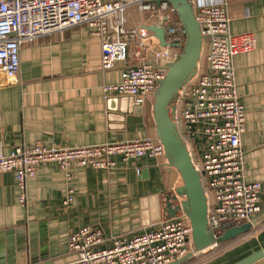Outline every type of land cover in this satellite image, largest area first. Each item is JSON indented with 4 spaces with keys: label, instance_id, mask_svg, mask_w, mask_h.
I'll use <instances>...</instances> for the list:
<instances>
[{
    "label": "crops",
    "instance_id": "0c3cea01",
    "mask_svg": "<svg viewBox=\"0 0 264 264\" xmlns=\"http://www.w3.org/2000/svg\"><path fill=\"white\" fill-rule=\"evenodd\" d=\"M204 1L225 2L230 33L253 39V49L236 56L234 67L237 94L247 118L241 137L246 181L261 185L262 210L244 223L251 225L250 232L203 251L209 259L217 258L213 264H227L264 247V0ZM125 14L126 28L139 31L147 50L132 45L127 61L111 69L103 66L101 38L85 25L22 46L17 79L8 81L0 73L3 155L36 144L66 149L157 138L154 98L140 103L131 96L103 91L105 86L119 83L129 66L142 61L160 66L159 60L164 66L161 56L165 49L146 31L162 19L135 5ZM206 53L204 47L202 65ZM114 161L115 166L106 169L74 165L69 170L71 179L58 165L42 164L26 182L25 203L20 202L15 174H0V264H12L11 260L13 264H68L76 258L69 252V238L81 228L101 231L107 241L102 247L109 248L114 238H129L170 219L165 212L167 200L183 183L166 157L128 162L116 157ZM70 190L74 200L67 209L63 201ZM208 202L212 203L211 195ZM20 254L25 255L22 261ZM256 264H264V259Z\"/></svg>",
    "mask_w": 264,
    "mask_h": 264
},
{
    "label": "built area",
    "instance_id": "2783aa9c",
    "mask_svg": "<svg viewBox=\"0 0 264 264\" xmlns=\"http://www.w3.org/2000/svg\"><path fill=\"white\" fill-rule=\"evenodd\" d=\"M189 1L207 53L196 78L179 93L174 121L195 167L205 173L203 182L212 196L209 228L217 240L234 223L248 222L262 210L261 185L246 181L241 137L247 118L237 94L234 67L236 56L253 49V39L230 33L231 18L225 2ZM133 5L141 12H155L167 26L169 46L161 56L164 66L161 60L160 66L145 61L129 66L119 83L107 85L103 91L107 95L137 97L140 103L153 99L166 77L165 66L175 59L186 41L176 10L157 0H0V73L8 81H15L24 44L79 25L87 26L92 35L101 38L105 69L126 62L132 45L136 50H147L139 31L126 28L125 13ZM116 157L124 162L140 157L163 159L165 151L157 138L66 149L36 144L18 147L7 156L0 152V174H15L21 189L20 202L25 203L26 182L36 175L40 165L56 164L71 179L69 170L74 165L106 169L115 166ZM73 200L70 190L64 207L68 209ZM106 242L102 232L91 227L72 233L69 252L77 254L78 259L68 264H170L194 251L190 221L183 213L158 221L151 229L129 238H114L111 247L103 248Z\"/></svg>",
    "mask_w": 264,
    "mask_h": 264
},
{
    "label": "water",
    "instance_id": "95a60500",
    "mask_svg": "<svg viewBox=\"0 0 264 264\" xmlns=\"http://www.w3.org/2000/svg\"><path fill=\"white\" fill-rule=\"evenodd\" d=\"M169 3L177 12L178 19L186 33L184 47L165 69L166 77L160 82L154 93V117L156 137L162 143L168 164L180 174L182 186L175 189L174 195L167 200L165 212L175 218L183 213L190 221L192 228V243L194 251L184 258L170 264H185L191 260L193 253L204 251L214 244H222L237 239L251 230V225H236L225 230L217 240L210 231L208 222L209 202L203 185L204 172H200L194 165L193 156L187 143L182 138L174 116L177 112V100L180 91L196 78L202 59L204 41L201 28L195 17V11L189 0H158ZM152 37L157 39L162 48L168 47L167 26L162 22L146 28ZM134 99H139L133 97ZM175 208V209H174ZM159 220V219H158ZM75 260L78 255L74 254ZM32 257L35 255L32 252ZM24 254L19 255L22 261ZM27 258V257H26ZM264 259V247L249 251L227 264H256ZM74 260V261H75ZM73 262V261H72ZM10 263H14L12 260ZM53 264H65L58 261Z\"/></svg>",
    "mask_w": 264,
    "mask_h": 264
},
{
    "label": "rangeland",
    "instance_id": "374dc122",
    "mask_svg": "<svg viewBox=\"0 0 264 264\" xmlns=\"http://www.w3.org/2000/svg\"><path fill=\"white\" fill-rule=\"evenodd\" d=\"M153 13V12H152ZM154 14H156L155 12H154ZM196 146L197 147H200V143L199 142H197V144H196ZM203 185H204V187H205V190H206V193H207V196H209L210 195V193H209V191L207 190V185H206V182H203ZM245 222H243L242 224L243 225H246V224H244ZM234 224H238V223H234ZM148 229H151V227H149ZM209 249V248H208ZM203 253V251H201V252H199V253H196V252H194L193 253V255H194V257L189 261V263H187V264H207V262H209L208 260H210V264H213V263H216L217 262V258H215V259H209V258H211L210 257V255L209 254H202ZM217 253V252H216Z\"/></svg>",
    "mask_w": 264,
    "mask_h": 264
},
{
    "label": "trees",
    "instance_id": "16d2710c",
    "mask_svg": "<svg viewBox=\"0 0 264 264\" xmlns=\"http://www.w3.org/2000/svg\"><path fill=\"white\" fill-rule=\"evenodd\" d=\"M183 47H184V45L182 46V48H181V50H180V53H181V51H182ZM239 237H240V236H239ZM239 237H238V238H239ZM235 240H237V239H235ZM235 240H232V241H235ZM229 242H231V241H228V242H225V243H229ZM189 261H190V260H189ZM189 261H188V262H186L185 264L189 263Z\"/></svg>",
    "mask_w": 264,
    "mask_h": 264
}]
</instances>
